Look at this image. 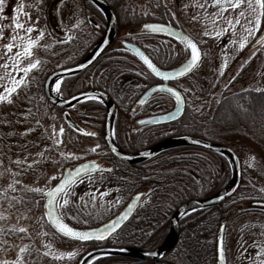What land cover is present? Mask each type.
<instances>
[{
  "label": "trees",
  "instance_id": "obj_1",
  "mask_svg": "<svg viewBox=\"0 0 264 264\" xmlns=\"http://www.w3.org/2000/svg\"><path fill=\"white\" fill-rule=\"evenodd\" d=\"M104 1L111 6L117 17L119 32L137 27L140 23L149 19L145 15V10L136 9L135 0ZM135 3L137 4V2ZM157 4H159V0H148L146 10L153 12ZM64 5H66L65 9L67 10L74 8L75 12H81L83 27H81L82 32L80 31L79 35L82 37L86 36L87 33L91 34V31H87L89 28H86V25H88L87 20L92 14L96 13L99 24L98 37L101 36L105 22L102 14L93 3L89 0H66ZM62 6L63 2H60V7ZM53 14L54 8L52 7L51 16ZM118 37L127 38V35L120 36L119 34ZM134 38L138 39L140 37ZM140 40L137 41V44L142 46ZM62 60L64 61L65 58L56 60L52 57L50 70L68 65L69 62L64 63ZM78 61L74 60L73 63ZM154 61L158 63L156 59ZM200 68L201 65L191 75L171 83L181 92L184 98V112L177 121L157 126V131L153 133V136L158 133L162 135L157 138L147 134L150 130H156L153 126L140 127L136 132H133L131 130L132 122L149 112L161 113L170 110L174 104L173 99L166 92H157L140 109L135 112L130 110V106L143 92L144 87H149L156 80L124 48L106 49L95 63L84 72L65 77L62 80L60 89L61 94L65 96L73 95L88 88L105 91L116 105L114 121L116 141L126 151H137L165 136L194 135L226 145L232 148L240 158L242 175L236 193L217 207L197 210L181 219L179 239L172 251L163 258V260L174 264H190L192 258H195L198 262L202 257V252L205 255L204 264H215L214 242L219 224L222 221L226 223L225 250L227 231L229 230L228 224H231L236 214L250 211L264 214L263 209L251 208L249 205L243 209L235 207L237 203L243 200L247 202L264 200V173L263 176L258 173L264 171V90H253L251 88L235 92L224 90L223 94L218 95V80L202 72V68ZM254 73L256 75L260 74L258 70ZM248 79L252 80L250 77ZM233 82H236V79ZM51 110L61 121V109L51 106ZM68 111L84 125L96 128L100 147L105 149L100 133L105 116L104 107L97 101H84L73 105ZM91 119H93V122H90ZM63 124L73 137L75 136L77 139L82 137L69 129L64 122ZM39 140L42 141V139ZM35 141L34 147L30 150L26 147L25 150L21 149L18 153L10 154L14 157L18 154L27 155L29 153L30 157L40 155L45 158L47 154L43 143L38 144L36 137ZM77 143L67 137H62V145L82 150ZM52 148L50 142L49 153H53ZM90 157H97L102 161L100 169L111 168L113 171L108 173L97 170L80 178L68 188L70 192H75L72 196L75 194L82 195L84 192L90 194L96 191L98 193L114 194L117 209L122 207L132 194L142 192L143 196L123 227L103 242L84 243L64 239L49 228L43 213H41L43 225L58 238L70 244L72 251L76 253L73 259L66 257L61 259L60 264H68L69 260H74V263H76L77 259L87 250L104 245L136 246L147 251L156 249L167 233L173 211L188 200L205 197L222 189L228 183L231 174L227 160L221 155L193 147L166 150L149 159L142 167L126 165L111 156L106 149H100L98 153L92 154ZM20 160L23 161V159ZM14 161H10L8 164V170H5L8 175H4L5 178H1L4 173H0V199H12L18 193L20 198L27 196L24 199L26 203L33 202L34 199L32 198L34 197L22 195V191L24 192L25 189L18 192L17 189L12 191L9 187V189L5 187L6 180L11 179L12 182L14 180H24V177L18 174V170H27V168L22 167V165H26V162L17 166ZM80 161H82V158L68 161L64 163V167ZM34 167H39L38 163ZM33 171L29 169L31 176L37 174L32 173ZM16 185L18 184H14L13 187L18 188ZM5 191L7 193L6 197L3 195ZM63 198L62 194L57 202L62 204ZM69 203L71 205L72 202L69 201ZM57 209L62 219L69 225L83 228L78 218L68 219L63 212L64 208L57 206ZM193 234L194 236H192ZM199 244H205L206 249L200 252V255L197 251L195 257H193L191 248L194 245L196 249ZM28 246L32 249V255L37 258L39 256L40 261L34 262L35 264H59L54 258L50 259L49 256L44 257L41 255L31 244ZM25 258L31 261L30 257L26 256ZM9 264H12V262H9ZM91 264H147V262L121 256H106L94 260Z\"/></svg>",
  "mask_w": 264,
  "mask_h": 264
},
{
  "label": "rangeland",
  "instance_id": "obj_2",
  "mask_svg": "<svg viewBox=\"0 0 264 264\" xmlns=\"http://www.w3.org/2000/svg\"><path fill=\"white\" fill-rule=\"evenodd\" d=\"M159 1L168 4L167 0ZM135 2L137 10H145L147 12L146 6L148 0H135ZM188 2L191 5V18L194 20V24L190 30L203 47V57L200 64L202 69H200L210 77L218 80L217 94H223L224 90H227L226 92H235L248 88L264 90V45L249 49V44L264 28V17H261L260 28L257 30L254 27L255 16L260 10L257 9V13H253L248 7V0H240L239 6L234 8L230 13H225V11H221L218 8H209L206 0H188ZM179 3L181 4L182 2L179 1ZM179 3H175V6H179V9L184 11L187 7L182 8L183 4L180 5ZM200 5H203V7H200ZM237 10H241L244 15L234 13ZM237 20H239V23L236 22ZM228 21H232V24L230 25ZM246 28H253V33L249 35L245 31ZM240 35L244 36L242 43L245 46L242 50L236 47V39L241 41ZM234 36H236V39ZM225 37H228L232 42V46L236 51L233 55L229 52L233 56V59L221 55L220 43ZM63 62H69L68 65H70L74 60L68 56ZM257 70L260 73L259 75L254 73ZM221 72L223 73L222 75ZM248 77L253 81L248 79ZM7 78L8 76L3 77L4 80ZM9 78L12 79L13 77ZM235 79L236 82H233ZM146 88L144 87L143 91ZM38 94L40 95V93ZM35 101L36 104H42L37 98ZM36 107L42 108L39 105ZM3 108L4 106L0 108V173H4L1 178H5L4 175H8L5 170H8L10 161L23 159L26 165H22V167L27 168V170L19 169L18 174L23 176L24 180H14V182L11 179L6 180L5 187L8 188L10 184L13 186L14 184H18L16 185L18 188L15 189L18 192L25 189V193L22 191V195L32 196L34 200L33 202L26 203L24 199L27 196L20 198V194L17 193L15 198L20 200L21 203L16 204V200H12L14 206L10 208L8 200L11 199H0V213L7 217L6 220H0V227L10 228L15 226L17 228L24 227L27 230L26 233L10 236L0 235V261H16L20 255V247L28 246L29 244L35 247L41 255L46 251L49 252L48 258L50 259L62 253L65 254L64 257L68 258L67 253L73 252L71 245L63 239L58 238L52 233L53 230L49 231L41 221L40 214L42 213L43 202L40 196L44 190L59 178L64 163L79 158H82V161L87 160L91 158L90 155L98 153L100 149L105 150L100 147L101 144L97 139L96 128L87 125L88 134L77 139L75 136H72L71 132L65 129L64 121L62 122L63 119L60 121L59 117L50 109V142L53 147V153H49L45 158H42L40 155L30 157L29 153L27 155L18 154L13 157L10 153H18L19 150L26 149L27 142L25 139L30 136L27 134V136L21 135V133H28V128L27 124L19 116L20 113L13 115L9 108L5 110ZM32 114L35 116L34 111H32ZM36 118L40 120H36ZM34 120L35 125H43V114H38ZM92 120L90 122H93ZM27 123L30 124V122ZM61 128L64 129L62 135L60 133ZM34 137L38 140L43 139V134L42 132H34ZM62 137H67L69 140L75 141V143L78 142L77 145L82 150L62 145ZM56 141H59V143H55ZM97 145H99L100 149ZM27 148L30 150L29 147ZM94 148L96 149L95 152L92 151ZM25 157H27V160H25ZM29 163L32 164L31 168L28 167ZM36 163H38L39 167L35 168ZM29 169L34 170L32 173L37 174L31 176ZM258 173L263 176L264 171ZM52 177H55V179H52ZM26 188H39L41 192L38 195L37 193L26 191ZM28 192L29 194H27ZM71 193L68 199L72 202V206L69 203V206L64 207L63 212L68 219L74 220L78 218L83 227L95 226L116 214L122 208L119 207L117 209L114 194H106V192L98 193L96 191L90 194L84 192L82 195L75 194L72 196L75 192ZM36 201H39V203H36ZM248 203L243 200L237 203L235 207L243 209L247 207ZM9 208V211H5ZM27 209H30V211H27ZM228 226L229 230L227 229L228 236L225 245L226 264H264V214L255 211L236 214ZM237 229L239 230L236 232ZM45 245H49V247L45 248ZM30 259L32 262L40 261L35 255H31ZM57 261L60 264L61 259ZM69 261L68 264H75L74 260Z\"/></svg>",
  "mask_w": 264,
  "mask_h": 264
},
{
  "label": "water",
  "instance_id": "obj_3",
  "mask_svg": "<svg viewBox=\"0 0 264 264\" xmlns=\"http://www.w3.org/2000/svg\"><path fill=\"white\" fill-rule=\"evenodd\" d=\"M90 1L99 9V11L104 17L105 29L103 31V34L98 39V41L91 47V49L87 52V54L77 64L55 70L45 78L43 85L44 86L43 93L47 102L54 107L64 109L63 119L65 123L73 131L82 135L87 133L86 129L73 119V117L68 113L67 109L73 106L74 104L83 101L96 100L100 102L105 108V119L102 130V138L104 145L107 151L114 158L125 164H129V165L141 164L142 162L148 160L152 156L169 149L181 148V147H194V148L210 151L224 157L229 164L231 174L228 183L222 189L218 190L212 195L203 198L189 200L179 205L171 215L168 231L165 235V238L156 249L152 251H147L139 247H133V246H100L87 250L78 258L76 264H91L94 260L106 256L127 257L139 261H144L147 262L148 264H174L168 261H164L162 259L172 251V249L177 243L179 237L180 220L184 216L193 213L194 211L218 206L222 202L231 198L240 186L241 175H242L241 162L238 155L234 152L232 148L194 135H173L164 138L137 152H127L118 145L115 139L114 119H115L116 107L107 93L98 89H86L75 93L74 95L70 96L67 99H63L59 95L58 91L55 89V84L64 77L80 74L83 71H85L87 68H89L98 59L100 54L111 45V43L114 41L118 33V21L110 5H108L104 0H90ZM153 27L156 29H162V31H153L152 30ZM140 28L148 33L163 34L165 36H169L170 38L182 42L187 46V48L188 45L186 42L191 41L195 43L194 40L190 38L188 35H186L184 32L169 24H163L158 22H147L141 24ZM262 38H264V32L252 44V47L258 45L261 42ZM121 44L126 50H128L133 54V56L147 69V71L152 75V77L160 81L159 83L154 84L148 89H146L137 98V100L135 101V105L136 106L143 105L148 100V98L156 92H166L172 97L174 101V106L171 110L164 113H157L142 117L136 121V124L161 125V124H169L180 119L184 112V99L180 91L175 87L171 86L169 82L177 81L189 76L198 67L201 58L198 64L196 65V67H194L191 72H187L184 73L183 75H180V73L184 71V66L190 61V57H191L190 48H188L189 57L182 65L173 69H161L136 44L127 41H122ZM198 52L200 53V57H201V52L199 48H198ZM141 57H146L153 64V67H155L158 73L168 74V78L165 79L163 75H157L156 73H153L151 69H149L147 65L144 64ZM172 92H175L177 95L180 96L179 104L177 103L175 96L171 94ZM93 165L97 166V168H100V162L98 161V159L95 158L88 159L79 162L71 167L70 166L65 167L58 180L51 187H49L42 193V198H43L42 210H43L44 219L48 224V226L55 233H57L59 236L63 238L73 241H78L68 237H64L62 234L57 232L56 229L49 223L48 217L46 215L49 209L45 208L48 197H46L44 193H46L50 189L57 187L65 180L69 181L68 184L69 187L73 182H75L82 176L97 171L96 169L93 168ZM77 169L80 170L79 174H77L76 171ZM60 195L61 194L57 196V201ZM141 198H142V193L133 194L120 211H118L115 215H113L109 219L103 221L102 223L96 226L87 227V228H76L70 226L62 218L61 219L64 224H66L68 227L72 228L75 231H90L96 233H103L104 235L103 239L97 240L93 238L88 241H78V242L105 241L111 235L117 232L127 222V220L131 217L132 213L134 212L135 208L139 204ZM250 207L264 209V201L261 200L251 201ZM53 210L55 211L56 214H58L57 206H54ZM113 224L116 225L115 229L106 232L105 231L106 227L108 225H113ZM224 234H225V223L222 222L219 225L216 241H215L216 264H225ZM221 247L223 249V261H221L220 259Z\"/></svg>",
  "mask_w": 264,
  "mask_h": 264
},
{
  "label": "flooded vegetation",
  "instance_id": "obj_4",
  "mask_svg": "<svg viewBox=\"0 0 264 264\" xmlns=\"http://www.w3.org/2000/svg\"><path fill=\"white\" fill-rule=\"evenodd\" d=\"M59 1L63 2L62 7H60ZM64 1L66 3V0H3V12H0V35H2L3 37L2 39H0V96H7L9 99L12 100L11 104L7 103V101L0 102V108L3 106H4L3 110L9 108L10 112L13 115L16 113L17 114L20 113L19 116L22 118L23 122L27 124V128H28L27 135H29L30 137L26 138L25 141L27 142V147H29L30 149L34 147L36 142L34 137V132H38V133L42 132L43 139L41 142L43 143V147L46 150L47 155L49 154V149H50L51 114L49 110L51 109V105L47 102L44 96L43 85L45 78L52 71H54V70L52 71L50 70L51 59L53 57L54 59L57 60V59L67 58L69 56V58H72L73 60L80 61L99 39L98 37L99 24H98L97 14L96 13L92 14L90 18L87 20L88 25H86V28L87 27L89 28L87 31H91V34L89 35V33H87L86 36L84 35V37H82L79 35L80 31L82 32L81 27H83V20L81 19L82 14L80 11L79 13L75 12L74 8L69 10L65 9L66 5H64L65 4ZM167 1L168 4L159 1V7H154L153 12L147 11L145 15H147V18L149 19L147 21L140 23L137 27L129 28L127 30H123L120 32L118 28V34L115 40L108 48H110L111 50L115 48L120 49L122 47L121 42L127 41L139 46L148 55V57L161 69H173L182 65L189 57V51L185 44H183L178 40L170 38L169 36H165L163 34H149L143 31L142 29H139L140 25L143 23L158 22L163 24H169L181 30L190 38H192L194 42L197 44L198 48L200 49V52L203 57V52H202L203 47L201 46V42L193 35L192 31L190 30L194 24V20L191 18L192 16L190 15L191 5L189 4L188 0H167ZM179 1H181L182 2L181 4H183L182 8L187 7L186 9H184V11H181L179 9V6H175V3H179ZM206 2L209 8L210 7L218 8L221 9V11H225V13H230L234 9L228 5H223L222 7L214 6L215 0H206ZM52 7L54 8L53 16H51ZM234 13L239 14L241 13V10L239 11L237 10ZM13 17H16L15 21L13 20ZM14 23H20L21 25H23V28L15 29L13 26ZM29 27L34 29V31L30 34L26 32V29ZM118 27H119V23H118ZM41 32L44 33L43 37L40 36ZM263 32H264V28L262 29L260 34L257 35V37L249 44V49L254 48L252 47V44L263 34ZM119 34L120 36H124V34H126L127 38H120L118 37ZM14 35L17 36V39L15 41L12 40V37ZM73 35H75V37H73ZM138 36L140 38L138 39L134 38ZM68 37H71V39H69L66 43L63 42ZM234 37L236 39V36ZM239 37L241 41L236 39L237 48H240V44L244 41L243 35H240ZM30 40L34 42L33 47L31 48V55L18 57L16 53L18 51L23 52L24 48L27 47ZM138 40L142 42V46L137 44ZM10 43H14L16 46L13 47L11 52H8L5 46ZM260 45H264V43L260 42L257 46ZM220 46H221V55H224L225 57L232 58L233 57L232 55L234 54V52H236L232 46V42L228 39V37H225L222 40ZM229 52H231L232 55H230ZM154 59H156L158 63H156ZM36 61H39V64L35 69H33L28 73L23 72V68L28 67L30 63H34ZM78 62H75L70 65L61 66L58 67L57 69L75 65ZM5 65H7V67H5ZM5 76H8V78L5 79L6 81L3 79V77ZM11 76L13 77L12 79L9 78ZM63 79H61L55 84V89L57 90V84H60V88L57 91L63 99H67L72 95L65 96L61 94L60 89ZM13 80L23 81V84L21 87L17 89L16 92L11 93L9 95L7 89L12 87ZM159 82L160 81L156 80V82L153 83L152 85L157 84ZM88 89H96V88H88ZM38 93H40V95ZM36 98L42 104H36L35 101ZM147 101L143 105H145ZM38 105L41 106L42 108L36 107ZM140 107L135 106V102H134L130 106V110L132 112H135L138 109H140ZM32 111H34L35 116L32 114ZM63 112L64 110H61V116ZM157 113L160 112L153 111V112H149L146 115H142L136 118L132 122L131 130L133 132H136V130L140 127L153 126L156 130L155 131L150 130L147 132V134L153 138L161 137L162 135L160 133L156 134V136H153V133L157 131V126L160 125L144 124L139 126L136 124V121L138 119ZM38 114H43V125H38V124L35 125L34 119L36 116H38ZM36 120H40V119L36 118ZM74 120L82 127H86V125H84L77 119L74 118ZM27 122H30V124ZM102 130H103V125L100 132L101 137H102ZM166 137L168 136H165L164 138ZM164 138H161L160 140ZM41 142L40 140L37 141L38 144H40ZM156 142H153L150 145ZM150 145H147L145 147H148ZM137 151H133V152H137ZM148 160H146L145 162H147ZM145 162L138 165H129V166L142 167ZM237 231L238 229L236 230V232ZM192 236H194V234ZM205 249H206L205 244L203 245L199 244L196 249L195 246L193 245L191 248V253H192L191 255H194L193 257H195V253L197 251L202 252ZM204 259H205V255L202 252V257L200 258V261H198L200 263H198L195 260V258H192L190 264H201V263L204 264L203 262ZM214 260H215V255H214Z\"/></svg>",
  "mask_w": 264,
  "mask_h": 264
},
{
  "label": "snow or ice",
  "instance_id": "obj_5",
  "mask_svg": "<svg viewBox=\"0 0 264 264\" xmlns=\"http://www.w3.org/2000/svg\"><path fill=\"white\" fill-rule=\"evenodd\" d=\"M240 4V0H215V5L214 6H223V5H228L232 8L238 7ZM157 7H159V4L157 5ZM200 7H203V5H200ZM248 7L252 10L253 13H257V9H259L260 11L256 14L255 16V24L254 27L255 29H259L260 25H261V17H264V0H248ZM226 10V9H225ZM0 12H3V0H0ZM240 15H244L243 12L240 13ZM13 20H16V17H13ZM237 23H239V20L236 21ZM228 23L231 25L232 21H228ZM14 28L15 29H22L23 25H21L20 23H14ZM149 27V26H146ZM153 31H162V29H156V28H152ZM34 31L33 28L29 27L26 29L27 33H32ZM226 31V30H225ZM245 31H247L249 33V35H251L253 33V28H246ZM44 33L41 32L40 36L43 37ZM205 35H207V33H205ZM217 35H219V33H217ZM2 35H0V39H2ZM17 39V36H13L12 40L15 41ZM22 39V38H21ZM69 39H71V37H68L65 41L63 42H67ZM33 43L31 40L29 41L27 47L24 48L23 52H17L16 55L19 56H30L31 55V48L33 47ZM188 45V48H190L191 50V57H190V61L184 66V71L182 73H180V75H183L184 73L187 72H191L192 69L194 67H196V65L198 64L199 60H200V53L198 52V48L197 45L191 41L186 42ZM261 43H264V38L261 39ZM16 46L14 43H10L8 45H6L5 47L7 48L8 52H11L13 47ZM244 44L241 43L240 44V49L242 50L244 48ZM141 59L143 60L144 64L147 65V67L149 69H151V71L153 73H156L157 75H163L165 79L168 78V74L166 73H158L155 69V67H153V64L146 58V57H141ZM39 64V61H36L34 63H30L28 65V67L23 68V72L24 73H28L30 71H32L33 69H35L37 67V65ZM226 66V65H225ZM5 67H7V65H5ZM223 73L221 72V75ZM23 84V81H18V80H13L12 82V87L7 89L8 94L10 95L11 93H14L17 91V89L19 87H21ZM60 88V84H57V90H59ZM171 91V90H169ZM173 96H175V99L177 101V103L179 104L180 102V96L177 95L175 92L171 93ZM2 101H7V103L11 104L12 100L9 99L7 96H0V102ZM64 129L61 128L60 129V133L61 135L63 134ZM27 133H21V135H26ZM55 143H59V141H56ZM97 147H99V145H97ZM93 152L96 151V149H92ZM41 155H43L41 153ZM25 160H27V157H25ZM14 163L17 164V166H20L22 163H24V161L21 160H16L14 161ZM29 168L32 167L31 164L28 165ZM87 167V166H85ZM93 168L101 171V172H108L111 173L113 171V169L111 168H107V169H99L97 168V166L93 165ZM77 174H79L80 170L77 169ZM71 175V174H69ZM52 179H55V177H52ZM16 183H18V181H16ZM68 184L69 181L65 180L64 182H62L61 184H59L57 187L50 189L49 191H47L46 193H44V195L46 197H48L47 200V204L45 205V208L49 209L46 213L49 223L56 229L57 232H59L60 234H62L64 237H68L74 240H78V241H88L90 239H103L104 235L103 233H96V232H90V231H75L72 228L68 227L66 224H64L62 222L61 216L56 214L55 211L53 210L54 206H58L60 208H64L65 206H67L69 204V199L68 197L71 196V192L68 190ZM9 188L12 191H15L16 189L13 187V185H9ZM26 191L29 192H33V193H37L39 194L41 192V189L39 188H26ZM59 194H63V203L59 204L57 202V196ZM5 195V197L7 196V193L5 191V193L3 194ZM12 200H15V198H12L11 200H8L9 206L10 208L13 207L14 205L12 204ZM21 201L20 200H16V204H20ZM36 203H39V201H36ZM9 209H6L5 211H9ZM27 211H30V209H27ZM7 217H5L2 213H0V220H6ZM116 227L115 224L113 225H108L105 229V231H109V230H114ZM26 229L24 227H10V228H4V227H0V235H4V236H10V235H14V234H18V233H26ZM45 235H47V233H45ZM45 248L49 247V245H45ZM19 253L20 255L17 257V260L12 262V264H34V262L26 259L25 257H30L32 255V249L29 246H24V247H20L19 249ZM65 254H60L58 256H55L54 259H63ZM76 253L75 252H71V253H67L68 258H73L75 257ZM44 257L49 256V252H44L43 253ZM39 259V256H38ZM220 259L221 261H223V249L221 247L220 249ZM0 264H9V262L7 261H0Z\"/></svg>",
  "mask_w": 264,
  "mask_h": 264
}]
</instances>
